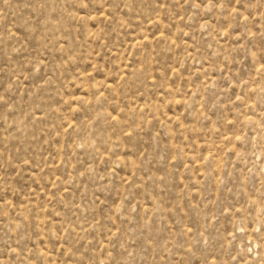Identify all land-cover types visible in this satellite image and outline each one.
Masks as SVG:
<instances>
[{
  "label": "rangeland",
  "instance_id": "374dc122",
  "mask_svg": "<svg viewBox=\"0 0 264 264\" xmlns=\"http://www.w3.org/2000/svg\"><path fill=\"white\" fill-rule=\"evenodd\" d=\"M0 264H264V0H0Z\"/></svg>",
  "mask_w": 264,
  "mask_h": 264
}]
</instances>
